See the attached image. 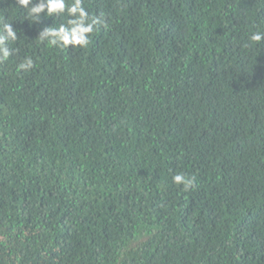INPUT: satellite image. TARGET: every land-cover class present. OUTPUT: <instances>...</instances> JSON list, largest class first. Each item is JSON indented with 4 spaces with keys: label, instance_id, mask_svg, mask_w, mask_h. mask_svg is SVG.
Segmentation results:
<instances>
[{
    "label": "trees",
    "instance_id": "1",
    "mask_svg": "<svg viewBox=\"0 0 264 264\" xmlns=\"http://www.w3.org/2000/svg\"><path fill=\"white\" fill-rule=\"evenodd\" d=\"M83 6L65 49L0 0V264H264V0Z\"/></svg>",
    "mask_w": 264,
    "mask_h": 264
},
{
    "label": "clouds",
    "instance_id": "2",
    "mask_svg": "<svg viewBox=\"0 0 264 264\" xmlns=\"http://www.w3.org/2000/svg\"><path fill=\"white\" fill-rule=\"evenodd\" d=\"M16 5L26 11L27 17L32 21L31 27L38 22L41 14L52 22L57 17H66L65 23L59 24L58 27L47 26L34 38L36 42H46L48 47L84 48L89 44L90 34L96 30V26L103 23L102 18H89L83 0H16ZM17 40L18 34L12 23H0V63L7 61L23 48L22 42L15 45ZM12 43L14 44L10 47ZM262 43L264 31L256 29L248 36L244 47L259 46ZM33 67L34 61L31 57L24 58L18 64V70L29 71ZM172 181L176 185H182L185 191L193 188L195 184L194 177L189 178L183 173L173 175ZM248 204L244 203L243 206L247 207Z\"/></svg>",
    "mask_w": 264,
    "mask_h": 264
}]
</instances>
